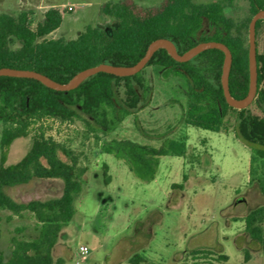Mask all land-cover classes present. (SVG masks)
Listing matches in <instances>:
<instances>
[{
    "label": "trees",
    "instance_id": "1",
    "mask_svg": "<svg viewBox=\"0 0 264 264\" xmlns=\"http://www.w3.org/2000/svg\"><path fill=\"white\" fill-rule=\"evenodd\" d=\"M236 0L198 3L196 0H162L158 5L142 6L135 0L108 1L102 4L100 15L111 18L110 30L87 26L74 40L49 39L63 21L59 8L51 7L40 22L30 12L17 15L0 13V68L33 70L60 82H69L77 73L106 63L133 66L139 62L149 45L160 38L171 40L180 54L201 42L226 44L233 61L229 77L231 95L243 99L249 91V24L253 16L264 10V0H241L247 4L245 16L228 15ZM208 23L211 33L199 32ZM264 33V19L256 24L258 92L254 102L245 109L231 107L224 96L221 76L224 53L210 49L188 62L175 61L165 49L158 50L144 70L134 76L118 77L98 73L78 88L63 92L50 89L28 78L0 77V224L2 211L6 218L22 217L29 212L38 223V235L31 240L13 237L11 257L5 260L0 251V264H63L53 257L60 235L74 218L76 199L83 190L88 172L81 165L82 152L47 135L46 120L84 123L88 134L100 140L137 113L152 98V85L145 70L155 67L164 76L181 77L186 83L185 125L223 132L228 117L234 119L235 137L251 149V165L258 161L264 167V53L259 52L258 39ZM13 43H19L13 47ZM255 106L260 113L252 110ZM137 128L143 129L137 123ZM31 137L32 143L24 157L7 164L13 143ZM106 153L125 162L129 171L143 182L156 179L161 159L166 156L185 157L184 138H167L160 147L133 141H117L105 146ZM63 154L68 158H61ZM104 164V183L112 177ZM34 179L61 180L63 192L59 198L18 202L5 192L7 187L30 183ZM186 181V176H183ZM264 194V178H258ZM173 187L181 188L182 185ZM245 229L264 251V205L243 217ZM20 231V230H18ZM247 253V251H246ZM188 257L201 264L214 260L226 262L228 256L211 249H195ZM129 264H149L140 254H134Z\"/></svg>",
    "mask_w": 264,
    "mask_h": 264
},
{
    "label": "rangeland",
    "instance_id": "2",
    "mask_svg": "<svg viewBox=\"0 0 264 264\" xmlns=\"http://www.w3.org/2000/svg\"><path fill=\"white\" fill-rule=\"evenodd\" d=\"M108 1L120 0H0V13L17 15L27 11L40 22L49 8L57 7L63 21L47 38L74 40L87 26L110 30L115 25L113 19L100 15L102 4ZM135 1L153 6L162 0ZM215 1L223 0H196ZM247 8L245 2L236 0L228 15L245 16ZM211 31L205 23L203 32ZM258 44L259 52L264 53V33ZM145 77L152 85L151 100L113 132L101 134L100 140L88 134L79 120L45 121L47 135L82 152L81 165L88 167L83 190L75 203L77 212L61 232L53 249L54 259H63V264H129L128 260L137 253L149 264H201L188 257V252L211 249L227 255L228 260H210L207 264H264V251L247 233L242 220L264 205L258 182V178H264L263 162L251 165V149L235 137L231 117L223 132L185 125L186 83L181 77L164 76L155 67L147 68ZM252 110L260 113L255 106ZM2 129L0 122V137ZM167 138H184L187 154L163 157L152 182L138 179L124 161L105 149L114 140L160 147ZM31 143V137L17 139L7 164L21 160ZM60 156L68 161L63 154ZM104 164L112 177L109 185L104 183ZM174 185H182V189ZM5 192L18 202L45 201L62 195L63 182L34 179L25 185L7 187ZM241 198L244 200L239 201ZM1 214L0 251L9 260L12 238H36L38 223L29 212L11 221L6 220L8 211ZM80 246L90 251L85 260L79 254Z\"/></svg>",
    "mask_w": 264,
    "mask_h": 264
},
{
    "label": "water",
    "instance_id": "3",
    "mask_svg": "<svg viewBox=\"0 0 264 264\" xmlns=\"http://www.w3.org/2000/svg\"><path fill=\"white\" fill-rule=\"evenodd\" d=\"M263 19L264 10H260L253 16L249 24L248 42L250 82L248 94L243 99H235L230 92L229 77L233 61L231 50L226 44L216 41L201 42L195 47L189 49L184 54H180L177 50V47L171 40L166 38H160L153 41L149 45L144 57L133 66H116L112 64L103 63L77 73L67 83L57 82L51 79L50 77L33 70L14 68H0V77L6 76L13 78L34 79L41 82L43 85L50 89L68 92L78 88L84 81L101 72L112 74L118 77L134 76L145 69L154 54L160 49H165L175 61L180 63L188 62L206 50L217 49L222 51L225 56L221 76V84L224 91L225 99L231 107L242 110L248 108L254 102L258 92L256 24L259 20ZM202 32L203 29L200 30L199 36L202 34ZM243 200L244 199L241 198L239 201Z\"/></svg>",
    "mask_w": 264,
    "mask_h": 264
},
{
    "label": "built area",
    "instance_id": "4",
    "mask_svg": "<svg viewBox=\"0 0 264 264\" xmlns=\"http://www.w3.org/2000/svg\"><path fill=\"white\" fill-rule=\"evenodd\" d=\"M51 120H53V119H51ZM53 121H57V120H53ZM89 253H90V251L86 246H80L79 254H80L82 260H85L87 258V256L89 255Z\"/></svg>",
    "mask_w": 264,
    "mask_h": 264
},
{
    "label": "crops",
    "instance_id": "5",
    "mask_svg": "<svg viewBox=\"0 0 264 264\" xmlns=\"http://www.w3.org/2000/svg\"><path fill=\"white\" fill-rule=\"evenodd\" d=\"M144 258H145V257H144ZM146 259H147V258H146ZM129 260H130V259H129ZM129 260H128V261H129Z\"/></svg>",
    "mask_w": 264,
    "mask_h": 264
}]
</instances>
